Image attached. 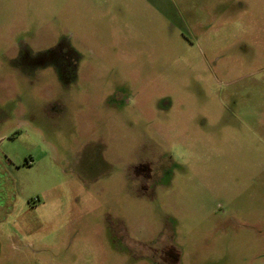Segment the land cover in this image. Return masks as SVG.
<instances>
[{
    "label": "rangeland",
    "instance_id": "rangeland-1",
    "mask_svg": "<svg viewBox=\"0 0 264 264\" xmlns=\"http://www.w3.org/2000/svg\"><path fill=\"white\" fill-rule=\"evenodd\" d=\"M0 168V264H264V0H0Z\"/></svg>",
    "mask_w": 264,
    "mask_h": 264
},
{
    "label": "flooded vegetation",
    "instance_id": "flooded-vegetation-1",
    "mask_svg": "<svg viewBox=\"0 0 264 264\" xmlns=\"http://www.w3.org/2000/svg\"><path fill=\"white\" fill-rule=\"evenodd\" d=\"M151 164H146V169L148 170ZM1 168H0V225H4L6 222L7 218L10 216L12 213V196L10 195L9 188L5 184V180L1 176ZM144 176L141 177L142 181L147 182V177L145 175V169H144ZM30 209H33V205L29 206ZM37 207V206H36Z\"/></svg>",
    "mask_w": 264,
    "mask_h": 264
}]
</instances>
